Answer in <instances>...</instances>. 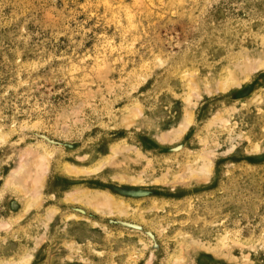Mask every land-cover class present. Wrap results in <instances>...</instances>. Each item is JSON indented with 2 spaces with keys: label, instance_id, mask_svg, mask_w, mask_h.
<instances>
[{
  "label": "rangeland",
  "instance_id": "obj_1",
  "mask_svg": "<svg viewBox=\"0 0 264 264\" xmlns=\"http://www.w3.org/2000/svg\"><path fill=\"white\" fill-rule=\"evenodd\" d=\"M0 264H264V0H0Z\"/></svg>",
  "mask_w": 264,
  "mask_h": 264
},
{
  "label": "bare ground",
  "instance_id": "obj_2",
  "mask_svg": "<svg viewBox=\"0 0 264 264\" xmlns=\"http://www.w3.org/2000/svg\"><path fill=\"white\" fill-rule=\"evenodd\" d=\"M234 71H235V70H234ZM188 90H189V89H188ZM75 168H76V167H75ZM73 169H74V167H73ZM75 170H76V169H75ZM94 170H95V169H94ZM97 170H100V169H97ZM91 171H92V170H91ZM129 176H130V175H129ZM114 177H116V176H114ZM118 177H119V176H118ZM134 179H135V178H134ZM77 192H78V191H77ZM88 194H89V193H88ZM84 195H85V194H84ZM85 196H86V195H85ZM92 196H93V194H92ZM86 197H87V196H86ZM89 198H90V197H89ZM76 199H78V198L75 197L74 200H76ZM83 199H84V198H83ZM85 199H86V198H85ZM96 199L98 200V197H97ZM96 199H95V200H96ZM104 199H105V198H104ZM97 200H96V201H97ZM89 201H91V200H89ZM89 201H88V202H89ZM108 201H109V200H108ZM82 202H83V200H82ZM84 203H87V202H84ZM91 203H92V202H91ZM105 203H106V202H105ZM105 203H104V204H105ZM92 204H94V203H92ZM111 204H112V203H110V205H111ZM115 204H116V203H115ZM87 205H88V204H87ZM88 206H89V205H88ZM90 206H91V205H90ZM90 206H89V207H90ZM92 206H94V205H92ZM111 206H113V208L115 207L114 204L111 205ZM91 208H92V207H91ZM115 208H116V207H115ZM117 208H118V207H117ZM99 212H100V211H99Z\"/></svg>",
  "mask_w": 264,
  "mask_h": 264
}]
</instances>
